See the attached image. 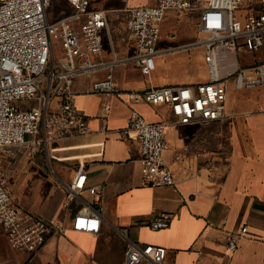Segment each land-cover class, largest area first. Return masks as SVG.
Returning a JSON list of instances; mask_svg holds the SVG:
<instances>
[{
    "label": "crops",
    "instance_id": "crops-1",
    "mask_svg": "<svg viewBox=\"0 0 264 264\" xmlns=\"http://www.w3.org/2000/svg\"><path fill=\"white\" fill-rule=\"evenodd\" d=\"M154 4L156 0L95 3L108 17L102 34L109 37L111 53L119 57L127 54L121 41L128 33L127 7ZM196 29L192 34L195 39L178 45L200 39ZM111 53L105 55L110 57ZM190 57L185 64L172 63L183 71L179 77L168 76L158 84L152 76L151 82L207 81L204 50L196 48ZM105 75L82 74L74 79L75 103L88 115L90 133L58 143L50 141L48 165L39 155L44 145L15 146L11 155L0 150L7 176L18 181L17 188L9 186L11 191L23 206L59 226V231L32 255L13 249L0 223V264H123L130 242L165 246V264H264V85L248 88L255 93L252 99L229 108L219 120L171 126L164 157L175 173L176 185L152 188L142 185L138 142L122 134L130 111L125 95L106 97L90 90L93 82ZM114 79L122 89L150 86L148 76L134 63L118 65ZM105 100L112 104L108 112L103 108ZM133 106L150 121L172 116L165 105L141 102ZM101 142L103 154L95 155ZM80 162L88 174V186L102 187L101 204H93L89 191L69 195L68 183ZM87 203L101 212V228L96 234L71 226L74 214ZM157 217L167 218L169 225L153 229L150 223ZM244 225L248 226L247 234L238 248L230 251L228 233L240 231Z\"/></svg>",
    "mask_w": 264,
    "mask_h": 264
},
{
    "label": "built area",
    "instance_id": "built-area-1",
    "mask_svg": "<svg viewBox=\"0 0 264 264\" xmlns=\"http://www.w3.org/2000/svg\"><path fill=\"white\" fill-rule=\"evenodd\" d=\"M62 1L63 15L50 18L53 0H0V150L13 154V147L46 146L50 141L81 137L90 133L88 115L75 103L74 79L105 72L93 82L91 92L125 95L130 107L122 134L138 142L143 186L176 185L173 169L165 160L167 135L174 124L216 121L226 115L227 83L243 88L264 85V0H156L154 5L127 7L130 13L128 38L131 51L119 57L103 51L102 33L108 17L95 5L102 0ZM125 4L129 0H122ZM65 3L71 10L65 11ZM195 12L200 31L197 41L158 48L162 23L168 10ZM202 48L208 69L207 81L192 84L154 85L152 72L157 56L172 51ZM123 63H134L148 76L143 90L122 89L114 71ZM165 105L171 118L150 121L133 104ZM106 112L112 104L103 102ZM106 117V115L104 116ZM107 129V125L103 126ZM95 155L103 154L99 143ZM88 174L80 162L68 183L71 197L89 191L93 204H101L102 187L88 186ZM101 212L83 205L72 219V229L98 233ZM0 223L13 249L38 252L59 226L23 206L9 187L0 157ZM226 223V220L223 221ZM169 225L165 217L150 223L153 229ZM248 232L230 231L227 248L235 251ZM168 249L162 245L130 242L123 264H165Z\"/></svg>",
    "mask_w": 264,
    "mask_h": 264
},
{
    "label": "rangeland",
    "instance_id": "rangeland-1",
    "mask_svg": "<svg viewBox=\"0 0 264 264\" xmlns=\"http://www.w3.org/2000/svg\"><path fill=\"white\" fill-rule=\"evenodd\" d=\"M62 3L58 0H53L52 5L49 9L50 11V18L55 19L57 17H60L64 14L62 11ZM71 10V6L69 4L65 3V11ZM196 13L195 12H189V11H177L174 9H170L166 13V17L162 23V33H161V39L158 44V48L166 47L169 45L174 44H182L186 42L187 40L195 39L196 36H192V34H195L198 28V24H196ZM102 41H103V51L105 54L111 53V44L109 37L104 34H102ZM121 41L124 45V51L125 53H128V51H131V43L128 38V33H125L123 36H121ZM121 41L119 43L121 44ZM196 48L194 49H184L176 52L171 53H165L157 56L155 59L156 61V69L152 72V76L154 77V80L156 82H159L158 84H162L161 81L162 78H169L172 77H179L183 74V71H178L177 66H172V63H178V64H185L188 62L192 55L194 53ZM261 56H264V51L260 52ZM184 67V65H183ZM177 69V70H174ZM228 94H227V100H226V110L229 108H236L239 107L240 102L244 99L249 100L252 99V96L255 95L254 92L250 93V90L247 88H243L240 85L237 84L236 81L232 80L228 82ZM250 93V94H249ZM255 104L251 105V108H255ZM52 146V143L49 144V147ZM41 153L39 155L42 156L44 159V162L46 165L47 158H46V151L45 146H43ZM31 151V150H30ZM51 163L53 160L51 159ZM8 177V176H7ZM9 186H12V188H17V179L12 178V176L8 177Z\"/></svg>",
    "mask_w": 264,
    "mask_h": 264
}]
</instances>
